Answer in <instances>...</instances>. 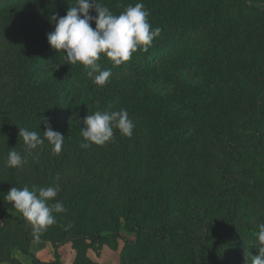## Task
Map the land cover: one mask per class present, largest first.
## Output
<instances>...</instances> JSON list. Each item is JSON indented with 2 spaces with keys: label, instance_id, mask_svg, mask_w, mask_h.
Returning <instances> with one entry per match:
<instances>
[{
  "label": "trees",
  "instance_id": "obj_1",
  "mask_svg": "<svg viewBox=\"0 0 264 264\" xmlns=\"http://www.w3.org/2000/svg\"><path fill=\"white\" fill-rule=\"evenodd\" d=\"M6 1L9 0L0 3ZM124 1L132 5L143 2L151 28L160 29L146 52L137 50L121 65L113 66L103 55L98 61L102 70L137 80L130 93L117 84L95 85L85 67L63 64L64 54L48 44L47 34L54 30L51 18L66 15L75 0H46L43 5L37 2L30 9L20 8L0 23L4 53L0 56V220L3 224L0 231L10 229L11 222H15L20 233V216L12 214L13 208L6 209L10 202L4 199L12 187L20 186V182L29 188L58 185L60 191L55 199L63 202L66 211L56 214L57 223L44 232L45 237H55L54 232L60 230L63 241L73 228H78L83 237L94 243L120 238L123 247L119 264H177L178 256L183 264H247L246 252L252 256L258 254L252 245L257 225L264 223V181L250 169L238 168L243 158L239 148L264 150L262 131L259 133L264 121V80L260 92L246 101L248 108L244 112L249 116L238 127L243 138L238 143L227 141L221 147L225 159L217 163L220 185L209 192L217 215L204 203L183 202L175 206L164 196L157 202L154 195L150 197L141 189L132 190L126 159L132 138L122 136L118 130H114L113 140L103 146L80 147L83 118L95 111L119 110L125 102L132 106L129 114L140 117V122H144L142 116L150 121L148 132L153 157L155 162L158 157L160 166L170 174L181 156L183 140L196 128L194 118L170 120L162 105L146 108L149 98L136 102L133 95L136 87L146 89L143 85L168 91L176 85L177 77L187 84L205 77L200 63L204 41L200 40L199 22L191 15L199 0ZM209 92L205 100H211ZM44 118L49 119L53 130L64 135L62 151L53 154L45 142L29 155L18 135L19 128L41 132L42 136ZM134 134L138 136L136 130ZM10 150L21 154L27 162L9 168L6 161ZM37 150L41 153H35ZM91 152H96L97 157L89 164L90 159L85 162V157ZM151 152L147 149L144 155L151 157ZM188 159L204 158L196 155ZM76 163L87 173L76 171ZM93 170L98 188L88 180ZM120 199L126 205L119 203ZM121 218L132 239L119 233ZM32 262L46 264L36 258ZM80 264L96 263L85 260Z\"/></svg>",
  "mask_w": 264,
  "mask_h": 264
},
{
  "label": "rangeland",
  "instance_id": "obj_2",
  "mask_svg": "<svg viewBox=\"0 0 264 264\" xmlns=\"http://www.w3.org/2000/svg\"><path fill=\"white\" fill-rule=\"evenodd\" d=\"M45 1L9 0L0 3V23L22 7L30 9L37 2L43 5ZM116 1L118 3L115 4L112 0H100L114 14H119L129 5L128 1ZM263 2L264 0H199L191 15L199 22L200 40L204 41L200 63L205 77L195 84H187L177 77L176 85L168 91L155 90L146 85H143L146 88L144 90L135 88L134 101L149 98L150 103L146 108L162 105L163 112L168 114L170 120L179 122L194 118L196 121L192 134L183 140L181 156L179 160L176 159V165L170 174H166L163 166H160L159 158L156 157L155 162L153 157L155 153L148 132L150 121L142 116L144 122H140V117L129 114L128 109L132 106L125 102L121 104L120 109H126L135 124L131 136L132 144L126 152L132 190L141 189L150 197L154 195V198L158 199L157 202L164 196L175 206L183 202L204 203L213 215H217L216 204L211 202L214 199L209 196V192L211 188L215 189L220 185L217 163L225 159L221 147L227 141L238 143L243 138L238 127L243 119L249 116L244 112L248 108L246 101L250 95L260 92L264 80ZM90 14L95 15V12L91 11ZM92 26H95L94 23ZM1 45L0 41V56L4 55ZM4 51L7 53V49ZM137 83L135 79L129 80L111 71V76L104 86L117 84L119 88L130 93ZM207 92L210 93L211 100L204 99L205 95H209ZM159 108H155L156 111ZM199 122L210 126L211 129L206 125H199ZM135 130L138 136L134 134ZM260 131L264 139V121L259 126V133ZM114 147H118L116 141ZM147 149L152 151L151 157L144 155ZM239 150L242 151L243 158L238 168L250 169L257 178L264 181V150H254L252 147ZM35 153L41 152L37 150ZM38 155L36 154L37 157ZM43 155L49 157L48 153ZM196 155L204 159H188ZM96 157L97 153L91 152L86 155L85 162L90 159L88 163L92 164ZM75 165L78 169L76 171L87 173L80 164ZM164 165L166 166V163ZM95 173L94 170L92 173L90 171L91 177L88 174L87 177H90L88 180L91 186L98 188L99 184L94 182V179H97ZM18 185L20 186L16 188H22L23 182ZM118 202L126 205L121 199ZM11 208L12 214L20 216V233L15 222H11L13 226L6 230L7 232L0 231V264H33V258L46 264H80L85 260L96 264L120 263L122 239L94 243L83 237L78 228H73L63 241L61 231L57 230L54 232L55 237H45L43 232L37 242L33 238L31 226L22 214L12 207L11 203H7L6 209L9 211ZM84 211H87V207ZM125 223L121 218L118 231L132 239L133 235ZM2 225L0 220V226ZM25 231L26 234H23ZM106 233L108 232L103 234ZM176 262L183 264L179 256Z\"/></svg>",
  "mask_w": 264,
  "mask_h": 264
},
{
  "label": "clouds",
  "instance_id": "obj_3",
  "mask_svg": "<svg viewBox=\"0 0 264 264\" xmlns=\"http://www.w3.org/2000/svg\"><path fill=\"white\" fill-rule=\"evenodd\" d=\"M91 11L95 15L90 14ZM148 16L149 12L143 2L129 4L119 14H114L100 0H75L66 15L51 18L54 30L46 38L52 49L64 54L63 64L82 65L87 69V76L92 83L102 87L108 82L111 71L102 70L98 63L101 55L113 66H119L128 61L137 50L146 52L153 39L159 35L160 29L151 28ZM41 122L45 127L42 136L41 132L19 128L18 135L22 138L26 153L31 155L32 150L47 142L52 153L59 154L64 144V135L53 130L48 118ZM83 124L84 128L80 130L82 149L105 145L113 140L114 130H118L122 136L131 137L135 127L127 110L123 108L116 111H95L83 118ZM26 162L15 150L8 152L6 163L9 168H18ZM59 191L58 185H33L31 188L12 187L6 193L5 200L22 214L31 226L33 238L37 242L43 232L57 223L56 214L66 211L63 202L55 199ZM257 227L252 246L257 249L258 254L252 256L246 252L247 264H264V223H259Z\"/></svg>",
  "mask_w": 264,
  "mask_h": 264
}]
</instances>
